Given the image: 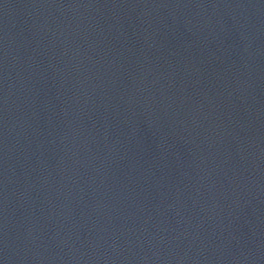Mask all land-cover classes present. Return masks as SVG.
<instances>
[{
  "label": "water",
  "instance_id": "water-1",
  "mask_svg": "<svg viewBox=\"0 0 264 264\" xmlns=\"http://www.w3.org/2000/svg\"><path fill=\"white\" fill-rule=\"evenodd\" d=\"M0 264H264V0H0Z\"/></svg>",
  "mask_w": 264,
  "mask_h": 264
}]
</instances>
